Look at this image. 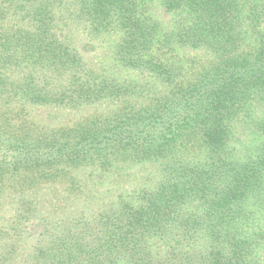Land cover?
I'll list each match as a JSON object with an SVG mask.
<instances>
[{
	"label": "trees",
	"instance_id": "16d2710c",
	"mask_svg": "<svg viewBox=\"0 0 264 264\" xmlns=\"http://www.w3.org/2000/svg\"><path fill=\"white\" fill-rule=\"evenodd\" d=\"M0 264H264V0H0Z\"/></svg>",
	"mask_w": 264,
	"mask_h": 264
}]
</instances>
